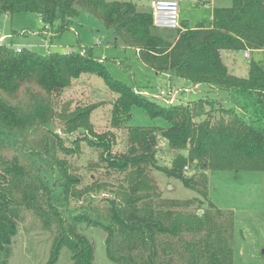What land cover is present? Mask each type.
<instances>
[{"label": "trees", "instance_id": "trees-1", "mask_svg": "<svg viewBox=\"0 0 264 264\" xmlns=\"http://www.w3.org/2000/svg\"><path fill=\"white\" fill-rule=\"evenodd\" d=\"M83 12L110 32L112 46L134 50L157 74L168 75L171 85L184 81L190 90L204 88L206 95L186 105H162L136 91L131 66L121 65L131 83L114 80L93 47L40 54L1 44L0 264L18 233V205L34 210L47 227L55 225L48 264H56L64 248L74 264H94L95 245L79 231L81 224L106 234V255L116 264H232V214L213 206L205 213L189 211L187 201L164 199L149 176L158 146L153 129L131 126L127 152L106 157L110 168L131 171L126 190H115L108 205L93 206L85 199L71 206L70 194H83L75 191L72 175L57 156L58 150L73 152L61 144L58 129L92 131L90 117L97 107L59 112L54 99L82 75H97L117 94L115 128L129 124L136 107L165 120L169 127L161 135L172 150L188 155L178 154L171 168L155 167L200 198L207 197L208 170L264 171V65L251 60L248 77L239 78L221 56L223 50L264 55V0H233L230 8H215L209 27L181 32L174 42L154 28L151 9L140 11L132 2L0 0V17L37 15L38 33L44 39L48 35L51 43L72 31ZM26 32L12 31L10 38L34 34ZM91 135L97 138L95 147L110 153L113 135ZM188 161L196 164L192 175L185 173Z\"/></svg>", "mask_w": 264, "mask_h": 264}, {"label": "rangeland", "instance_id": "rangeland-1", "mask_svg": "<svg viewBox=\"0 0 264 264\" xmlns=\"http://www.w3.org/2000/svg\"><path fill=\"white\" fill-rule=\"evenodd\" d=\"M118 1L132 2L139 7L140 11L148 12L150 4L154 0ZM176 1L180 4V17L184 30H157L171 42H174L181 32H187L199 26L209 27L213 10L215 8H230L233 3V0ZM41 27L38 16L33 14H17L9 18L0 17V45L13 43L15 49L26 48L40 54L83 52L85 47H93L95 56L101 62H105L106 69L114 80L125 84L131 83L129 71L121 65L131 66L136 91L162 105L172 103L186 105L206 95L204 88L190 91V87L185 85L184 81H177L178 83L171 85L163 73L157 74L141 62L134 50L125 51L122 47L112 46L113 40L110 32L89 13L83 12L72 31L65 33L62 38L52 43L48 35L47 39L39 35L38 31L42 29ZM12 31L23 32L21 34H25L24 31H31L34 34L29 33L30 35L27 37L14 38L13 40L10 38ZM247 52L249 53L248 50ZM247 52L228 51L223 53L229 67L233 66L229 63V55H233V60L241 68V71L238 72L241 75L240 78H246L247 74L243 76V73L248 71L251 60L259 61L264 65V55L250 53V58L247 59L244 57ZM171 87L178 91V95L172 97L174 99L160 96L161 91L167 92ZM187 89L190 93H187ZM116 98L117 94L108 88L101 77L84 74L78 80H74L71 86L60 94V97L54 99L59 112L67 110L70 113L78 107H97L90 117L92 131L83 129L66 133L65 127L58 129L61 144L72 149L73 152L66 155L58 150L57 156L72 175L75 191L83 194V197H80L71 193V206H75L77 203L82 205L86 203L85 199L93 202V206L95 203L108 205L107 199L115 197V190H126L131 171L119 172L110 168L105 161L106 157L111 159L127 152L130 147L127 130L131 126L153 129L158 136V146L154 167H149L148 174L159 186L162 197L161 184L165 186L169 183L174 190L167 191L165 193L167 197L191 203L190 208H186L189 211L205 213L213 206L218 210L231 213L234 220L231 239L232 264H264V171L208 170L207 197L200 198L181 180L170 178L164 172L156 169V167L171 168L174 158H179V155L172 154L169 141L161 135L162 131L169 127L168 123L161 118L152 119L145 110L136 107L133 109L130 123H123L122 126L115 128L112 125V111ZM91 134L113 135L110 153H103L102 148L95 147L97 138ZM179 154L185 157L188 152L179 151ZM186 167H189V170H186L185 173L192 175L196 172V164L193 165L188 161ZM164 199L167 198L164 197ZM40 202L44 203V200L40 198ZM15 212L18 233L2 254L3 264H48L56 237L55 225L51 228L47 227L45 220L34 210H28L19 205L15 207ZM79 231L95 245L94 264H116L110 261L106 255L104 246L106 234L103 231L86 224H81ZM56 264H74L71 252L67 248L61 251Z\"/></svg>", "mask_w": 264, "mask_h": 264}, {"label": "built area", "instance_id": "built-area-1", "mask_svg": "<svg viewBox=\"0 0 264 264\" xmlns=\"http://www.w3.org/2000/svg\"><path fill=\"white\" fill-rule=\"evenodd\" d=\"M153 18V26L157 30L175 31L181 29L180 4L176 0H154L150 4ZM20 52V49H17ZM249 53H245V58L249 59ZM178 91L172 87L166 92L161 91V97H175ZM189 167H185V171Z\"/></svg>", "mask_w": 264, "mask_h": 264}, {"label": "crops", "instance_id": "crops-1", "mask_svg": "<svg viewBox=\"0 0 264 264\" xmlns=\"http://www.w3.org/2000/svg\"><path fill=\"white\" fill-rule=\"evenodd\" d=\"M151 8H149V10H150ZM181 27H182V29L184 30V27L182 26V22H181ZM226 52H228L227 50H223L222 52H221V56H222V59H223V62H224V64L226 65V67L228 68V70H229V72L232 74V75H234V76H237V77H239V76H241L240 75V73H238V72H240L241 71V68L236 64V62L233 60L234 58H233V55L232 54H230L229 55V63L230 64H233V66L232 67H229V65L227 64V62H226V60H225V57H223V53H226ZM251 52H249V54H250ZM137 54V53H136ZM138 55V54H137ZM244 57H245V55H244ZM250 58V57H249ZM244 75L243 76H245L246 74H247V76H246V78L248 77V75H249V69H248V71L247 72H244L243 73ZM168 79H169V81L171 82V80H170V78H169V76L168 75H166V74H164ZM240 78V77H239ZM176 83H178V82H176ZM175 84V83H174ZM186 85V84H185ZM188 90V89H187ZM186 90V91H187ZM191 91V90H190ZM190 91L188 90L187 91V93H190ZM172 154L174 155V156H176V155H178L179 154V151H175V150H172ZM187 156V155H186ZM175 159V158H174ZM169 186V187H168ZM161 189H162V192H163V198L165 197V198H167V199H169L168 197H167V195L165 194L167 191H173L174 190V188L169 184V183H167V184H165V186L164 185H162L161 184ZM170 200H173V199H170Z\"/></svg>", "mask_w": 264, "mask_h": 264}]
</instances>
